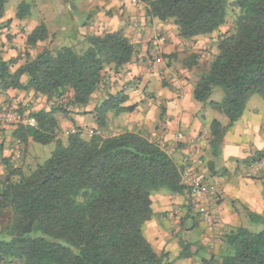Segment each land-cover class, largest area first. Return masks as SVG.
Here are the masks:
<instances>
[{
	"label": "trees",
	"instance_id": "trees-1",
	"mask_svg": "<svg viewBox=\"0 0 264 264\" xmlns=\"http://www.w3.org/2000/svg\"><path fill=\"white\" fill-rule=\"evenodd\" d=\"M138 1L146 5L148 17L172 23L183 40L210 36L230 19L234 22L220 38L217 54L193 92L196 102L210 104L228 120L227 126L216 119L210 125L209 147L216 158L250 98H264V0ZM8 3L0 0V19ZM30 11V4L21 2L16 18L23 20ZM48 38L41 25L28 36L27 44L34 48ZM135 51L124 33L105 32L86 37L79 47L44 49L35 57L26 54L25 64L16 71L12 68L19 58L7 62L0 52V91L34 92L53 102L50 111L31 115L18 108L34 118L35 126L15 127L17 139L20 144L31 138L56 146L45 162L34 166L24 162L21 149L13 158L2 159L7 173L0 177V264H166V254L155 252L145 228L155 217L154 195L189 193L182 181L186 169L161 144L138 132L86 139L78 128L64 139L56 116L90 106L101 86L107 85L105 74L123 70ZM194 58L184 62L190 70ZM217 88L225 94L221 102L211 100ZM67 94L70 111L55 103ZM126 100L122 93L109 95L97 107L99 130L108 127L110 113L136 110L125 107ZM248 216L252 224L264 227V217L252 212ZM191 257L188 246H183L179 258ZM202 263L264 264V229L258 234L236 229L227 236L220 257Z\"/></svg>",
	"mask_w": 264,
	"mask_h": 264
},
{
	"label": "crops",
	"instance_id": "crops-1",
	"mask_svg": "<svg viewBox=\"0 0 264 264\" xmlns=\"http://www.w3.org/2000/svg\"><path fill=\"white\" fill-rule=\"evenodd\" d=\"M10 2L11 0L3 18L0 19V52L7 62L19 58L18 63L12 68L13 71L25 64L26 54L35 57L44 49L56 51L63 47H79L90 35L122 32L135 46L136 51L131 63L118 73L109 70L105 74L107 83L105 93H96L91 105L86 108H76L69 115L62 113L56 115L60 123L61 137L65 130L75 131L86 126L97 128L95 120L97 107L109 95L122 93L127 99L124 106H136V110L133 113L108 115V128L114 127L113 130L118 131L115 135L133 131L150 140L158 138L159 144H165L170 148L175 146L170 154L179 166L191 171L195 178L204 183H207L204 181L206 175L211 176L213 183L218 185L214 208L215 222H206L200 217L204 226L202 231L204 236L221 238L227 230L236 226L241 208L246 216L249 212L264 216V101L257 100L249 104V100L242 118L226 133L221 146L226 159L218 161L210 155L212 163L207 162L206 158L211 153L209 147L211 122L216 119L223 126H227L228 120L219 115L208 116L205 110L209 107L195 101L194 87L201 73L197 75L194 68L190 70L184 64L186 58L183 60L179 58L183 46L194 45L204 36L191 40L181 39L170 30V23L148 17L146 5L135 0ZM21 2H28L31 11L29 17L18 20L16 14ZM41 25H45L49 38L33 48L27 44V38ZM160 37L164 41L160 40ZM153 50L162 51L163 63H157L154 61L156 58H151ZM180 59L182 68H175L174 64L176 62L178 64ZM178 69L181 74L178 73ZM26 80V77L23 78V82ZM168 82L170 84H167ZM70 96L72 97V93ZM52 104L53 102H48L46 97L36 95L34 92L12 89L0 91V108L13 106L20 110H28V114L31 115L42 110L50 111ZM17 133L15 127L0 125L1 174L7 169L2 162L3 158L11 159L13 154L21 149L25 151V162L30 148L34 150V146L38 145L31 138L25 144H20ZM215 159L222 164L221 167H218ZM258 162L263 163V171L259 173V177L252 178L249 175V167ZM196 171L200 174L198 175ZM186 195L188 193L153 196L155 217L145 228L149 240L150 232L153 234L152 230L158 227L159 221L176 220L174 215H180V209L181 211L184 209L180 202ZM182 216L185 217L186 214ZM152 222H155L156 226L150 228ZM193 224L197 227L198 223L193 221ZM239 227L241 228L236 226V229ZM221 250L222 248L214 252L208 249L210 256L207 253V257L204 258H219Z\"/></svg>",
	"mask_w": 264,
	"mask_h": 264
},
{
	"label": "rangeland",
	"instance_id": "rangeland-1",
	"mask_svg": "<svg viewBox=\"0 0 264 264\" xmlns=\"http://www.w3.org/2000/svg\"><path fill=\"white\" fill-rule=\"evenodd\" d=\"M12 2H16V0H11L10 3H12ZM10 8H11V5H10ZM233 23H234L233 20L230 19L229 23L226 26L220 28V30L216 31L212 35L204 36V38H202L200 40L198 39L196 44H194V45L189 44V45L183 46L181 48L183 51L180 53L179 58H182V60H183L185 58L188 59V58H192L193 56H196V58H194V61H195L194 67H193L194 71L197 75L204 72L208 68V66L212 62V60L214 59L215 55L217 54V45H218L220 38H222L227 32H229V30L232 29ZM169 25H170L169 28L173 32V34H178L177 29L174 28L175 26L172 23H170ZM163 55L164 54L162 53L161 50H155V51L153 50L151 58L161 57ZM161 59H162V57H161ZM155 62H157V61H155ZM160 62L163 63V60ZM157 63H159V62H157ZM174 65H175V68H178V67H179V69L182 68L181 59H180V61H178V64L176 62V64H174ZM179 69H178V73L181 74ZM167 84H170V83L168 82ZM106 89H107L106 85L104 87L101 86L100 93L101 94L105 93ZM224 96H225L224 91L221 88H217V89H215V91L211 97V100L213 102H221V101H223ZM62 98L67 100V102H68V103L66 102L67 105L61 104L60 102H58V100L55 103L62 106L66 110H69V111L73 110V107L71 106V102H70L71 98L69 97V94H67L66 96H64ZM257 100L264 101V98H262L258 95H255L250 99L249 104H252V103L256 102ZM206 106L209 107V108H207V110H205V113H208V116L219 115V116H223L224 118H226L222 113L215 110L210 104H207ZM157 128H159V127H157ZM82 129H83V136L86 139L91 137L92 131L93 132H99V135H102L104 137L115 136V134L118 132V131L113 130L114 127H113V129L107 127L104 130H99L96 127L86 126ZM71 131L72 130H65L62 134V137L64 139H66L67 135L70 134ZM155 135H156V133H155ZM151 140L155 141L157 143L159 142L158 138H151ZM161 147L166 152H168L169 154L172 153L174 151L172 149L175 148V146H172L170 148V147L166 146L165 144L162 145V143H161ZM34 148H35L34 150L32 148H30V153L26 156V160H25V162L27 164L30 163V165H32V166L36 165L37 163L45 162L52 155V153L55 151L56 146H55V144H50V145L38 144V145H35ZM210 155H211V153L206 158L208 163L211 162L212 156H210ZM221 157H222V159H221ZM204 159H205V157H204ZM216 159L218 161H220V160L223 161L226 159V157L224 155L223 147L220 148L219 155L216 157ZM216 159H215V161L219 165L218 167H221L220 165H222V164H220ZM22 160H23V158H22ZM218 170H220V169H218ZM196 172L198 175L200 174L198 171H196ZM259 175L260 174L253 175L252 178L259 177ZM3 176H4V174L0 173V177H3ZM247 178H250V177H247ZM205 179L206 180H204V181L207 182L208 185H210L211 187H217L218 186L217 184L213 183L211 176L206 175ZM162 194L167 195V193H165V192L159 193L157 195H162ZM171 201H174V200L171 199ZM180 203L182 204L181 206L184 209L182 211L180 209V212H181L180 215L179 214H177V216L174 215L175 216L174 219H176V220H174L175 222L174 221H172V222L166 221V220H162L161 222L159 221L158 227L156 229L154 228L152 230L153 234L151 232L149 234L150 240L148 239V236L145 233L146 238L148 239V241L153 246L155 252L159 256H162V254H166L165 256H167V257H165V256L163 257V258H165L166 264L167 263H169V264H203L202 259H205L204 257H207L206 254L208 253V249L213 250L214 252H217L221 248L222 249L225 248L227 236L236 230V226H241V228H246L250 232L255 233V234L260 233L264 229L262 224H252L249 216L248 215L246 216L244 214L243 209L241 208L239 210V216L237 217L238 221L236 223V226H232V228L227 230L226 231L227 233L222 235L221 238H214L211 235L204 236L202 234L204 226L201 223L202 220L200 219V215L198 214L197 208L194 204L193 197L190 196V194L188 193V195H186L185 199ZM174 204H176V203H174ZM185 210H186V212H185ZM183 214H186V216L183 217L182 216ZM178 215L180 216V219L178 218ZM262 217H264V216H262ZM184 220H185V222H184ZM193 221H196L198 223L196 225L197 227H195V225L193 224ZM154 226H156V223L152 222L150 228H153ZM147 230H148V227H147ZM185 245L188 246V248L191 251V255H192V257L190 259H187V260L179 258L181 252L183 251V246H185ZM196 253L198 255H194ZM200 256H202V257H200ZM208 256H210L209 253H208ZM214 256H217V255H214Z\"/></svg>",
	"mask_w": 264,
	"mask_h": 264
},
{
	"label": "built area",
	"instance_id": "built-area-1",
	"mask_svg": "<svg viewBox=\"0 0 264 264\" xmlns=\"http://www.w3.org/2000/svg\"><path fill=\"white\" fill-rule=\"evenodd\" d=\"M139 2L138 0H135ZM163 40L162 37L159 38ZM164 41V40H163ZM157 62L161 61V57H156ZM61 104L67 105V100L61 98L58 100ZM67 102V103H66ZM0 123L18 126H35V120L26 113H21L18 109L7 106L0 110ZM99 135V132H91V136ZM263 171V163L258 162L249 167V175H257ZM182 181L186 185L190 196L194 199L200 217L206 222H215V206L217 201V187H211L207 183L195 178L189 170H185L182 175Z\"/></svg>",
	"mask_w": 264,
	"mask_h": 264
}]
</instances>
